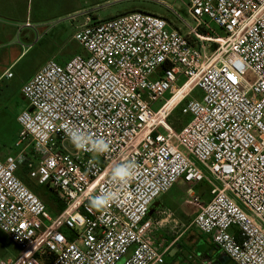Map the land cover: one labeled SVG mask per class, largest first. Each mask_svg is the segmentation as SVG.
Returning <instances> with one entry per match:
<instances>
[{
    "label": "built area",
    "instance_id": "1",
    "mask_svg": "<svg viewBox=\"0 0 264 264\" xmlns=\"http://www.w3.org/2000/svg\"><path fill=\"white\" fill-rule=\"evenodd\" d=\"M188 14L181 26L140 10L88 18L73 34L83 52L24 84L20 152L0 158V229L19 253L0 264H169L176 240L158 239L150 208L179 181L210 186L208 200L185 198L200 233L233 264H264V0H188ZM179 108L189 119L177 129ZM68 129L109 147L77 150ZM25 160L60 212L19 177ZM105 192L114 198L93 203Z\"/></svg>",
    "mask_w": 264,
    "mask_h": 264
},
{
    "label": "rangeland",
    "instance_id": "2",
    "mask_svg": "<svg viewBox=\"0 0 264 264\" xmlns=\"http://www.w3.org/2000/svg\"><path fill=\"white\" fill-rule=\"evenodd\" d=\"M67 5L69 6L70 3H65L64 6L60 5L59 1L57 4H50V9L47 14L52 15L55 11H60L63 7L64 11H66ZM79 7L83 10L93 9V12L99 16L98 20L136 10L163 15L172 26L182 25L175 15L174 10L179 12L184 18L191 20L188 14V0H79ZM83 12L73 13L70 16H67L65 14L66 12H64L63 14H57L46 20V26L49 29L46 32L45 29L40 30L45 36L36 43V49L34 48L27 56L21 57L14 69L18 73V79H25V77L34 73L40 65L46 63V60L51 57L63 63V59H67L70 56L68 46L66 45L68 42L74 41L73 34L75 30L88 21ZM15 41H18V37H15ZM61 45H63L62 48L60 47ZM81 48L80 44H78L77 48L71 54L83 51ZM62 55L64 57H61ZM247 79L252 81L251 73L247 74ZM194 95L197 97L201 96V91L197 89ZM160 105L161 102H158L156 107ZM186 116L188 115L183 114L179 108L174 111L168 122L180 126L185 123ZM0 126L6 127L5 125ZM6 128L5 130H0V152L17 154L20 152V148L15 147V135L17 134V129L20 127L18 124L11 123ZM33 147V144H29L27 149L30 151ZM31 183H36V181L31 179ZM158 202L159 198L152 204L153 212L154 210H158ZM179 205L171 208L170 211L167 208H159L160 212L157 215L151 212L153 218L157 217L158 219L164 220L161 222L157 237L159 240L161 238L167 239L168 243L177 239L172 248L179 244V252L184 260L190 261L191 264H206L211 260L205 253L210 244L206 241L208 235L200 233L193 225L197 208L187 201L185 203L180 200ZM18 252L16 243L0 229V261L8 262L9 260H13L18 255ZM218 252H222V250H218ZM167 258L171 261L176 259L170 254ZM172 264H175V262H172Z\"/></svg>",
    "mask_w": 264,
    "mask_h": 264
},
{
    "label": "crops",
    "instance_id": "3",
    "mask_svg": "<svg viewBox=\"0 0 264 264\" xmlns=\"http://www.w3.org/2000/svg\"><path fill=\"white\" fill-rule=\"evenodd\" d=\"M58 1L60 5L64 6L65 3H70L71 6L67 5L66 11H64L63 7L60 11H55L52 15H48L47 12L50 9V4H57ZM80 11H84L83 13H85L84 15H86V19L89 18L93 21L98 20L99 16L93 12V9H80L79 0H0V125L8 127V125L13 123L18 124L20 127L18 115L27 106V101L22 93V88L45 63L40 65L34 73L29 74L25 79H18V73L15 72L14 69L21 57L27 56V54L33 51L34 48L36 49V43L39 42V39L45 36L40 30L45 29L46 32L49 29V27L46 26V20L57 14H63L64 12H66L65 14L67 16H70L73 13H78ZM174 13L176 16L177 13L180 14L176 10H174ZM15 37H18V41H15ZM60 47L62 48L63 45ZM69 54L70 56L68 55L69 57L67 56V59H63V63L73 55L71 54V51H69ZM61 57H64V55ZM52 58L53 57L48 60ZM48 60H46V62ZM7 71L12 73L11 77L6 76ZM6 127L0 126V130H5L7 129ZM20 130L21 127L17 129V134L15 135L16 140L18 138L17 136H19L18 133H20ZM9 154V152H0V158L5 159ZM190 188L195 193L200 194L205 200L210 198V186L208 183L201 182L194 186H189L187 183L179 181L169 192L159 197V202L157 204L158 210L156 211H159V208H167V210L170 211L171 208L179 205L180 200L186 203L185 198L187 197L189 193L188 189ZM194 207L197 208L196 206ZM154 213L155 210L153 214ZM160 220L161 222L164 221L163 219ZM206 241L210 244L209 247L214 244L209 236ZM172 246L166 254V261L169 264H172V262H175V264H191L190 261L183 259L179 252V244L173 248ZM171 252H173V254H171ZM221 253L222 252L217 251L214 256H209V254L208 256L214 262ZM169 254L173 255L176 259L172 261L168 259L167 256Z\"/></svg>",
    "mask_w": 264,
    "mask_h": 264
},
{
    "label": "clouds",
    "instance_id": "4",
    "mask_svg": "<svg viewBox=\"0 0 264 264\" xmlns=\"http://www.w3.org/2000/svg\"><path fill=\"white\" fill-rule=\"evenodd\" d=\"M67 135L73 146L80 151L103 153L107 151L109 145L103 138H93L91 135L82 132L80 129H68ZM135 171L134 162L119 165L112 170V178L122 181L131 176ZM113 194L105 192L103 195L93 197V203L104 202L113 199Z\"/></svg>",
    "mask_w": 264,
    "mask_h": 264
},
{
    "label": "trees",
    "instance_id": "5",
    "mask_svg": "<svg viewBox=\"0 0 264 264\" xmlns=\"http://www.w3.org/2000/svg\"><path fill=\"white\" fill-rule=\"evenodd\" d=\"M96 21H98V20H94L93 22H96ZM78 44L79 43L76 40H74V41L69 42L66 46H68L69 51L72 52L77 48ZM82 52L83 51L77 52V53H82ZM74 54H76V53H74ZM186 118L187 119H186L184 124H186L188 122L189 117L186 116ZM183 125L177 126L173 123V126L176 127L177 129H180ZM29 169L30 168L28 166V160H25L21 164L17 174L44 201L47 209L51 213L56 214V213L60 212L64 208L65 203L59 198V196L50 187H48V185L38 184L37 182L31 183V178L29 176ZM214 247H216V245L212 244L211 247L206 249L205 253L208 255L210 250ZM18 251H19V247H18ZM224 264H233V263L229 259Z\"/></svg>",
    "mask_w": 264,
    "mask_h": 264
},
{
    "label": "water",
    "instance_id": "6",
    "mask_svg": "<svg viewBox=\"0 0 264 264\" xmlns=\"http://www.w3.org/2000/svg\"><path fill=\"white\" fill-rule=\"evenodd\" d=\"M151 212H153L152 206L150 208V213ZM218 250H219L218 246L212 248L209 252V256H214ZM171 254H173V252H171ZM227 260H229V257L225 253L222 252L212 264H224Z\"/></svg>",
    "mask_w": 264,
    "mask_h": 264
}]
</instances>
